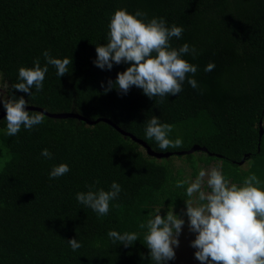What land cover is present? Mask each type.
Listing matches in <instances>:
<instances>
[{
	"label": "trees",
	"instance_id": "trees-1",
	"mask_svg": "<svg viewBox=\"0 0 264 264\" xmlns=\"http://www.w3.org/2000/svg\"><path fill=\"white\" fill-rule=\"evenodd\" d=\"M124 8L131 14L143 11L149 20L162 17L169 28L183 27L170 45L178 49L187 43L195 49L183 58L197 66L194 77L189 74L197 89L185 81L179 94L163 98H149L135 86L127 94L115 87L105 92L108 81L115 82L130 65L96 67V46L108 42L110 20ZM45 50L53 58L72 60L68 73L59 77L48 65L43 90L33 88L31 98L13 89L21 67H34L37 58L45 65ZM210 62L215 68L206 72ZM0 79L7 100L23 96L28 106L50 112L110 118L155 152L172 154L146 136L147 121L157 116L173 125L169 138L182 136L190 151L195 146L209 151L204 154L210 162L203 167L223 161L229 165L221 166L222 172L232 183L242 184L251 173L264 181V0H0ZM6 131L4 118L0 264H155L144 239L148 229L140 224L146 225L157 210L166 215L186 205L188 185L176 187L184 174L161 163L179 153L153 158L108 122L90 125L79 117L45 115L32 130L22 127L12 137ZM44 149L51 159L41 155ZM246 157L253 163L249 169L239 164ZM61 163L70 171L50 179L52 168ZM188 164L197 175L200 167ZM114 181L121 192L107 215L77 201L76 194L87 192L88 185L108 191ZM111 230L135 232L138 240L129 247L113 243ZM72 238L82 244L76 251L68 243Z\"/></svg>",
	"mask_w": 264,
	"mask_h": 264
},
{
	"label": "clouds",
	"instance_id": "clouds-1",
	"mask_svg": "<svg viewBox=\"0 0 264 264\" xmlns=\"http://www.w3.org/2000/svg\"><path fill=\"white\" fill-rule=\"evenodd\" d=\"M109 37L106 44L96 46V67L111 70L113 64H129L125 71L118 73L115 82L108 81L105 92L115 87L120 93L127 94L135 86L142 89L149 97L175 96L183 88L185 81L193 88H198L193 77L197 66L189 63L183 57L195 49L185 43L172 48L170 40L180 38L184 31L182 26L173 24L170 28L164 18L147 19V13L137 10L131 14L126 8L118 9L109 24ZM46 60L42 67L39 58L34 61V67H21L18 72L20 82L12 85L13 89L33 96L32 89L41 92L44 87L48 65L57 70V75L63 77L68 73V65L73 63L69 58H53L48 50L43 52ZM215 64L210 62L206 72L214 70ZM102 87L104 84L102 82ZM29 101L23 96L3 100L6 110L7 131L9 137L16 136L21 128L32 130L34 126L44 122L45 111H28ZM173 125L162 123L160 118L153 116L147 121L146 136L155 139L159 148L182 147L180 138H169ZM44 157L52 158V153L44 149ZM70 171L67 163L54 166L50 179L64 176ZM98 184L99 181H96ZM187 184L185 200L189 231L195 233L191 247L196 249L195 259L200 264H264V181L255 173L244 178L242 184L232 183L218 167L210 170L200 169L192 181H177L176 187ZM87 192H78L79 203L91 208L99 216H105L110 211V202L116 200L121 192V185L111 184L110 190L94 189L87 186ZM210 189V191H206ZM118 206V205H116ZM185 225V219L168 210L140 224L147 227L145 234L146 247L150 250L151 261L155 264H167L176 258V248L180 245V235ZM113 243L119 242L125 247L132 246L138 240L135 232L121 234L115 230L108 232ZM73 251L82 247L76 238L68 240ZM143 258V257H142Z\"/></svg>",
	"mask_w": 264,
	"mask_h": 264
},
{
	"label": "rangeland",
	"instance_id": "rangeland-1",
	"mask_svg": "<svg viewBox=\"0 0 264 264\" xmlns=\"http://www.w3.org/2000/svg\"><path fill=\"white\" fill-rule=\"evenodd\" d=\"M6 90H7V87L1 83V79H0V106H3V100H7ZM190 147H191V144L185 142L183 139L182 147H179V148L170 147L168 148V150L169 152H172V154H177V153L189 152ZM209 162H210L209 157L204 153H197L191 157L188 156V157H182V158L179 156H175L171 160L161 161V163L164 165L173 164L174 168L180 171L179 174L181 173L184 174L185 180H188V181L194 180L196 176L198 175L200 169L210 170L213 167H218L222 170L221 166L224 168L225 165L227 166L229 165L228 163L222 161L220 163L214 162L210 164L209 166L203 167L204 164L206 165ZM188 163H192L200 167L198 173H196L197 175H194L196 171L192 169ZM252 164H253L252 161H248L245 164V166L243 165V168L246 167V169H249L251 168ZM205 190L210 191V189H207L206 187H205ZM174 211L176 214L181 215L182 218L185 219V225L179 237L180 245L175 250L176 258L173 261L177 264H200V261L195 259L196 249L191 247V241L195 239L196 234L189 231L187 217L183 215V213L186 211V205L179 209H174Z\"/></svg>",
	"mask_w": 264,
	"mask_h": 264
},
{
	"label": "water",
	"instance_id": "water-1",
	"mask_svg": "<svg viewBox=\"0 0 264 264\" xmlns=\"http://www.w3.org/2000/svg\"><path fill=\"white\" fill-rule=\"evenodd\" d=\"M28 111H45V115L49 116V117H53V118H60V119H66V118H70V117H79V118H83L85 120H87L89 122L90 125H98L100 124V122L102 121H106L108 122V124L116 127L118 129V131L125 136V138L127 139H131L134 143L140 145L143 149L146 150L147 154L153 158L159 159V160H164V159H171L174 155L169 153V154H161V153H157L155 152L151 147H148L147 144H145L143 141L138 140L136 137H134L131 134H127L125 133L122 129L118 128L116 124H114L113 120L110 118H99L97 120H91L89 118H86L84 116H81L79 113L76 112H72V111H67V112H50L48 110H46L45 108H38L35 106H27ZM6 118V111L0 113V122ZM264 138V129H263V125L261 124V140H263ZM197 153H207L209 154V151L206 148L200 147V146H195L191 151L189 152H183V153H179L177 154L179 157H185V156H193ZM211 157H217V158H221L220 156H216V155H212L210 154ZM249 157V156H248ZM244 159L242 162H240V165H245L247 163V158Z\"/></svg>",
	"mask_w": 264,
	"mask_h": 264
}]
</instances>
